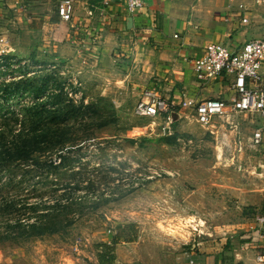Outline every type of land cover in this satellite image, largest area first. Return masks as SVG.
<instances>
[{
    "label": "rangeland",
    "instance_id": "obj_1",
    "mask_svg": "<svg viewBox=\"0 0 264 264\" xmlns=\"http://www.w3.org/2000/svg\"><path fill=\"white\" fill-rule=\"evenodd\" d=\"M38 6L20 10L22 15L0 14V36L13 44L0 59V128L18 129L22 116L35 112L25 109L60 94L77 105L67 113V133L90 139L47 154L48 162L39 166H0V206L39 203L45 213L73 204L60 232L18 240L6 235L15 214L2 209L0 264H98L97 254L111 243L119 222L136 224L138 238L113 247L114 264H179L187 255L213 252L230 256L231 242L250 234L254 219L264 216V181L252 180L251 186L246 178L252 168L222 166L214 136L189 110L166 119L135 116L140 97L101 70L91 53L94 43L76 25L46 22ZM48 9L54 13L55 2ZM122 64L108 68L121 73ZM21 81L46 88L38 96L6 90ZM13 117L19 121H6ZM23 211L21 223L29 214Z\"/></svg>",
    "mask_w": 264,
    "mask_h": 264
},
{
    "label": "crops",
    "instance_id": "obj_2",
    "mask_svg": "<svg viewBox=\"0 0 264 264\" xmlns=\"http://www.w3.org/2000/svg\"><path fill=\"white\" fill-rule=\"evenodd\" d=\"M144 1V7L130 15L122 3L112 0L108 15L103 18L95 9L101 6L102 0H79L69 23L60 21L56 8L54 13L48 9L50 3L56 5L57 0H0V6L1 13L8 12L11 16L14 11V14L19 13L23 4L29 8L39 5L35 9L45 13L46 22L55 21L57 27L76 25L79 33L94 43L92 48L95 50L91 53L98 56L103 65L101 70L111 73L113 78H110L119 80L123 87L132 88L140 99L145 91L176 101L182 95L196 100L229 99L232 96L229 81L223 79L202 86L194 79L192 62L209 44L236 46L264 35V4L246 3L244 5L250 11L245 12L239 8L242 4L239 0H230L231 3L228 0ZM91 11L92 16L89 15ZM246 14L252 15V23L242 25L241 17ZM129 18H132L130 28ZM102 25L103 32L100 31ZM119 61L127 63L121 65V73L117 72L118 67L109 70L108 67ZM258 161L264 163V152L252 157V165L248 167L252 168V178L246 179L251 186L252 180L264 181L257 172ZM257 217L250 226V234L231 242L234 247L230 254L232 258H226L228 254L225 253L219 255V252L190 254L179 264H189V259L194 264H257L256 255L264 252V228L258 224Z\"/></svg>",
    "mask_w": 264,
    "mask_h": 264
},
{
    "label": "built area",
    "instance_id": "obj_3",
    "mask_svg": "<svg viewBox=\"0 0 264 264\" xmlns=\"http://www.w3.org/2000/svg\"><path fill=\"white\" fill-rule=\"evenodd\" d=\"M112 0H102L95 8L100 17L108 15ZM128 14L139 12L144 0H117ZM232 1V0H231ZM241 11L246 3L264 4V0H239ZM79 0H57L56 13L62 23L72 21L75 6ZM23 4L21 10L25 9ZM1 14V6H0ZM92 16V11L89 12ZM32 20V16L28 17ZM240 23H252V15H243ZM175 38H178L176 35ZM11 39L0 36V57L9 56L13 51ZM194 79L206 87L218 80H228L232 96L229 99H189L182 95L178 101L157 96L145 91L133 108V114L145 119L169 118L189 110L196 122L214 136L217 160L222 166H231L242 172L252 165V157L264 152V35L240 45L228 46L220 43L209 44L203 54L192 62ZM248 123V126L245 124ZM167 126L163 128L166 131ZM258 175L264 177V163L257 162ZM257 222L264 228V216ZM264 237V236H263ZM189 264L194 261L189 259ZM257 264H264V253L256 255Z\"/></svg>",
    "mask_w": 264,
    "mask_h": 264
},
{
    "label": "trees",
    "instance_id": "obj_4",
    "mask_svg": "<svg viewBox=\"0 0 264 264\" xmlns=\"http://www.w3.org/2000/svg\"><path fill=\"white\" fill-rule=\"evenodd\" d=\"M4 57L6 59L8 56ZM0 59L2 58L0 57ZM14 88L18 92H37L38 96L44 92L46 87H42L40 84L33 85L32 81L6 85V90H14ZM59 96L60 94H55L52 98L56 99L46 101L50 107L46 108L45 102L25 109V111L34 110L35 112L33 115L24 114L18 129L13 130V126L12 129L0 128V166L29 161L39 166L48 162L50 156L47 157V154L59 152L75 144H82L90 139L87 138L90 136L89 134L80 136L67 133V125L72 120L71 116H67V113L70 110H76L77 105L74 100L68 98L65 101L59 99ZM6 121L14 124L19 121V118H7ZM46 158L47 160H45ZM52 207V210L39 213V208H42L39 203L20 205L11 201V203L0 206V211L4 209L5 213L15 214V222L7 228V238L10 240L28 239L60 232L62 227L69 223L67 211L72 210L73 204H64L61 210ZM22 210L25 215L29 213L24 223L18 219V216L22 215ZM137 238L136 224L132 222L117 223L110 236L111 243L105 246V250L97 254L98 264H114L116 257L113 247L122 243H134Z\"/></svg>",
    "mask_w": 264,
    "mask_h": 264
},
{
    "label": "water",
    "instance_id": "obj_5",
    "mask_svg": "<svg viewBox=\"0 0 264 264\" xmlns=\"http://www.w3.org/2000/svg\"><path fill=\"white\" fill-rule=\"evenodd\" d=\"M132 26V18L128 19V28H130Z\"/></svg>",
    "mask_w": 264,
    "mask_h": 264
}]
</instances>
